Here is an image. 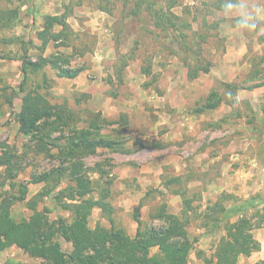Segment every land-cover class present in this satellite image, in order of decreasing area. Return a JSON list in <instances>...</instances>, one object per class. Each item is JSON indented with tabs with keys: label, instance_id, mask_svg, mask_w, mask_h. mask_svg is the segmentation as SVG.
Here are the masks:
<instances>
[{
	"label": "rangeland",
	"instance_id": "obj_1",
	"mask_svg": "<svg viewBox=\"0 0 264 264\" xmlns=\"http://www.w3.org/2000/svg\"><path fill=\"white\" fill-rule=\"evenodd\" d=\"M136 1L110 0L104 2L106 10L115 19L112 25L115 51L105 58V63L102 61L105 64L104 72H90L85 79L90 82L94 81L95 85L101 84V82L108 83L109 87L99 85L91 87L89 93L69 94L67 89H63L66 87L64 84L58 85L57 79L51 80L52 76L61 77H58L57 72L50 66H46L47 72L31 75L28 78L26 90L38 87V91L44 94L51 104L63 109L62 118L65 126L59 125L60 122L57 121V131L51 135V139L54 140L57 147H65L72 133L88 128L89 124L94 122L96 125L104 126V128L101 127V133L123 139L124 147L129 148L127 143L131 140L129 137L121 136V130L127 125V121L123 122L119 116L114 120L118 122L119 126H106L105 124L112 120L102 115L101 109L114 108L117 103H122V100L126 102L133 100L130 99V96H134L138 100L141 91L146 89L147 85L155 84L162 80V77L165 79L166 74L171 71V68L166 69L167 66L176 67V69H172L175 78L181 82L183 89L185 86L187 87L190 100H196L197 107L191 110L192 113L202 112L208 115L220 111V109L225 110V113L222 112L225 117L217 121L208 120L209 116H205L199 127V133L191 135L188 144H184V148L189 151L187 153L200 148H208L210 152L225 149L228 152V162H232L229 159L232 154L238 153V156H243L245 169L250 167L248 161L253 157L256 159L255 175L241 179L244 181L243 184L239 183V186L234 183L235 177H233L232 186H227V188H232L237 193V198L241 197V200L238 199V202L233 200V203L239 204L250 201L252 198L257 200L256 206L246 209V215L251 217L250 222L254 228L250 234L258 242L259 249L248 256L240 255L236 264H254L262 261L264 260V32L247 37L238 36L232 26V21L223 17L220 12L219 0H143L140 10L136 12V15H133ZM81 4L82 2L79 0L74 3V7L80 8ZM148 6L151 7L154 16L146 11ZM73 11L75 9L73 10L72 7L67 9V13L73 14ZM162 12L166 16H162ZM17 15L18 8L15 7L12 0H0V18L4 17L7 22L11 20V24L14 21L13 17H17ZM158 21H160V25L157 23ZM10 24L2 23L0 19V29L3 27L5 35L12 30ZM1 36L2 33H0V38ZM6 36L11 39L10 33ZM75 39L71 30L68 31L66 37L62 39V44L65 45L63 47H69V45L66 46V42L74 43ZM89 39H92V36L90 33H86L83 37L84 41L80 39L78 48L72 49L71 52L68 50L54 51L53 46L46 58L54 56L61 60L65 59L67 62L62 61L61 67L72 70L92 67L95 62L92 58L91 46L88 45ZM1 44L0 144H5L6 147H0V158L4 151L11 158L7 165L2 164V160H0V193L18 195V184L27 187L26 200L15 202L11 207L12 217L16 221H20L29 219L33 213L28 208L27 201L32 200L33 196L44 191L45 188H52V193L44 196L37 203L36 209L39 211L46 206L51 210L48 215L50 221L61 218L70 223L74 218L73 214L63 210L60 205H56L54 199L56 193L61 192L62 194L59 193L57 196L59 204L61 202L72 203L69 201L70 191H63L67 189V186L74 184L68 178L70 169L66 170L59 183H51L48 186L43 183H30L33 174L48 172L59 166L60 160L49 159L43 154L34 153L32 150L33 141L19 133V125L14 113L20 109L22 95L13 97L11 89L17 88L22 79L21 75L17 78L13 71L15 68H19L17 59L20 61L21 57L27 53L20 51L17 57L12 53V50L7 51ZM25 44L26 41H23V45ZM79 52L84 55H79ZM27 56L33 61L39 57V55L28 54ZM205 68L208 69L207 73H203ZM156 69L164 71V75L161 77V73H157ZM142 73L146 75L144 81L140 75ZM44 80L46 84H44ZM132 81H134L136 89L127 85ZM59 89H63L62 95H59ZM226 90L231 91L234 100L238 101L235 106L233 100L226 97ZM151 91H154V95L160 94L159 91L153 89ZM92 94L101 98L100 102L95 99L91 100ZM7 99H12V106L8 105ZM138 105L136 106L138 107ZM187 113L191 115L189 110ZM146 143L149 144L148 141ZM57 149L52 148L51 152L56 154ZM110 154L111 152L98 149L95 155L81 159L84 163L83 168L92 180L94 188L93 192L85 196V199L97 200L99 197L98 174L93 172L96 162H102L104 170L109 173L108 177L114 178L111 176L112 162H116V159ZM142 157L147 159L148 154L141 155ZM232 158L234 157L232 156ZM117 159L122 160L120 157ZM69 165L70 163H64L62 166L65 168ZM228 174H234V171H229ZM172 178L175 177L170 169L167 170L166 177L163 179L166 182L158 186L139 185L135 181L128 182L126 185L112 183L109 188V203L113 207L110 217L112 225L124 230L127 236L133 238L137 227L133 220V213L137 204L142 202L139 210L142 229L160 228L164 225V221L157 215L160 206L164 204L166 213L177 215L187 221L186 232L193 243L188 255V264H205L206 259L212 258L220 238L225 235V224L235 222L238 216H230L214 228V222L209 218V215L215 214L218 218H222V212L218 213L220 206L231 207L232 202L228 199L223 200L221 204L219 200L224 199L225 194L219 193L213 196L214 199L207 200V195H203L206 191L204 186L195 184L188 177H181L179 182L166 185ZM222 179L220 177L218 180L221 184H223ZM105 180L100 179V183L102 184ZM176 190L181 191V194L176 196L171 193ZM234 194L226 195L234 197ZM184 200L189 202L188 206L183 202ZM75 202L77 201H73V203ZM210 202L212 206H215L216 203L221 205L216 208L212 206V208L209 206L204 208L205 204ZM214 209H216V213L213 214L211 211ZM97 225L106 229L111 227L106 215L99 208L94 207L88 217V227L94 229ZM212 229L213 231H211ZM57 240L62 251L69 254L72 250L71 244L62 238ZM157 253L156 247L149 249L150 256ZM0 264L50 263L40 258L31 257L21 249L11 246L0 252Z\"/></svg>",
	"mask_w": 264,
	"mask_h": 264
},
{
	"label": "trees",
	"instance_id": "obj_2",
	"mask_svg": "<svg viewBox=\"0 0 264 264\" xmlns=\"http://www.w3.org/2000/svg\"><path fill=\"white\" fill-rule=\"evenodd\" d=\"M142 1L137 0L135 2L133 15H136V12L140 10ZM146 11L154 16L150 6L146 8ZM161 14L166 16L163 12ZM65 19L66 14L45 16L44 29L37 33L43 44L66 37V33L70 32V29ZM157 23L160 25V21ZM55 25L61 27L58 33L53 32ZM20 61L21 82L17 88H10L13 97L22 95L20 109L14 113L19 125L18 131L33 141L32 150L34 153L43 154L49 159L60 160L59 166L48 172L33 174L30 183H43L45 186L51 183H59L66 170L70 169L68 178L74 184L67 186V189L63 191H70L69 201L72 203L61 202L59 204L57 196L61 192H57L54 199L56 205H60L63 210L71 212L74 218L70 223L61 218L50 221L48 218L51 212L50 208L44 206L42 210L36 209L37 203L53 191L52 188H45L44 191L33 196L32 200L27 201L28 208L33 212L29 219L16 221L11 215V207L15 202L25 201L28 191L25 185L18 184V195L0 193V252L15 246L31 257L43 259L50 264H188V255L193 243L186 232L187 221L177 215L166 213L164 204L160 206L157 215L164 221V225L160 228L142 229V221L139 218L142 202H139L133 213V220L137 224L133 238L127 236L124 230L112 225L110 217L113 213V207L109 203V188L112 185V179L108 177L109 173L104 170L102 162H96L93 166V172L98 174L99 179L97 181L100 188L99 197L97 200L85 199V196L93 192L94 188L92 180L83 168L84 163L81 159L95 155L98 149L111 153H131L124 147L123 139L104 135L101 133L104 126L96 125L94 122L89 124L88 128L72 133L71 138L67 140L63 148L57 147L54 140L51 139V135L57 131V121L60 122L59 125H64L63 109L51 104L46 96L38 91V87L26 90L27 80L31 75L42 73L46 66H50L61 78H74L83 69L63 68L61 63L67 61L54 58V56L49 58L39 56L36 61H33L27 54H24ZM207 72L208 69L205 68L203 73ZM44 84H46L45 80ZM12 99H7L9 106H12ZM121 119L123 122L125 121L124 116H121ZM105 125H118V122L111 121ZM134 145H138L140 148L146 147L138 144L137 141ZM152 146L161 148V144L155 141ZM0 147L4 148L6 145L0 144ZM52 148H58L56 154L51 152ZM6 154L7 152L4 151L0 158L4 165H7L11 158ZM64 163H70V165L64 168L62 166ZM100 179L106 180L101 184ZM179 180L180 177L172 178L168 180L166 185L179 182ZM11 185L15 186L14 184ZM173 193L179 195L181 191L176 190ZM225 195L223 196L224 199L219 200L220 203L223 200H230V196L226 195L225 197ZM75 200L77 202L73 203ZM183 202L187 206L189 205V202L185 200ZM220 203H216L212 207L216 208L222 204ZM256 203L257 200L252 198L250 201L234 203L229 208L221 205L218 213L222 212V218H218L214 214L216 209L211 211L215 215H209V218L214 222V228L230 216H238V218L233 223L227 222L225 224V235L220 238L212 258L206 259L205 264H236L240 255L248 256L259 249L258 242L250 234L254 228L250 222L251 217L246 215V209L256 206ZM94 207L99 208L106 215L111 224L110 229L99 225L94 229L88 227V217ZM58 238H62L71 244L72 250L69 254L62 251ZM153 247L158 249V253L150 256L149 249ZM254 264H264V260Z\"/></svg>",
	"mask_w": 264,
	"mask_h": 264
},
{
	"label": "crops",
	"instance_id": "obj_3",
	"mask_svg": "<svg viewBox=\"0 0 264 264\" xmlns=\"http://www.w3.org/2000/svg\"><path fill=\"white\" fill-rule=\"evenodd\" d=\"M78 1L12 0L15 7L18 8L17 17H13L14 21L11 24V20L7 22L4 17L0 18L2 23L6 22L10 26L12 25V30L9 32L11 39L7 38L6 35L9 33L5 35L3 27H1L0 33H2V36L0 43H2L1 45L7 51L12 50V53L16 54L17 57L18 52L24 51L28 55H39L46 58L48 52L52 51L53 46L54 51L68 50L71 52L72 49L78 48V41L80 39L83 40L86 33L91 34L92 39H89L90 43L88 45L91 46L90 49L93 51L92 58L95 64L92 67L83 69L74 78L51 77L52 81L53 79H57L55 81L58 85L64 84L66 87L63 89H67L66 91L69 94L89 93L91 87L99 85L109 87L110 84L104 82L95 85L94 81L90 82L85 77L90 72H104L105 58H108L115 51L112 31L115 19L104 6V2L110 0H81V7L76 8L74 7V3ZM71 7L73 10L75 9L73 14L67 13V9ZM62 14H66L65 22L69 26L71 34L76 37L75 42H66V46L69 45L67 48L63 47L65 45L62 44V39L48 41L46 44H43L37 33L44 29L45 16H60ZM58 28L61 30L59 25H55L53 32L58 33L60 31H58ZM23 41H26L25 45H23ZM80 54L84 55L82 52H79ZM17 63H19V68H15L13 71L18 78L21 75V61L17 59ZM45 68L43 72H47ZM168 68H171V71L168 72L170 75L166 74L165 79L162 77L164 71L156 69L157 73H161L162 80L157 81L153 85H147L146 89L141 91L138 100L136 97L130 96V99L133 100L127 102L122 100V103H117L114 108L106 107V109H101V114L112 121L118 119L116 117L119 116L125 117L127 125L121 130V136L129 137L131 140L127 143L129 148L125 147L131 153L110 154V156L116 159V162H112L113 171L111 176H114L112 183L126 185L128 182L135 181L139 185L158 186L166 182L163 179L166 177L167 170L171 169L173 177H188L195 184L203 185L204 189H206L203 195H207V200L214 199L215 197L213 196H216L218 193H235L234 197L230 196V201L235 200L238 202V199L241 200V197L237 198V193L232 188L228 189L227 186H232L233 177H235L234 183H237L238 186L239 183L244 181L241 180L244 177H253L255 175L254 169H257L256 159L253 157V159L248 161L247 163L250 167L245 169L243 166L245 163L243 156H238V153L232 154L229 156L232 162H228V152L225 149L210 152L208 148H200L187 153L189 151L184 148V144H188L191 135L199 133V127L207 114L191 112V110L197 107L196 100H190L187 87L185 86L183 89L181 82L175 78L172 69H176V67L170 65L166 67V69ZM140 75L143 78L142 81H144L146 75L143 73ZM127 85L136 89L134 81L128 82ZM152 89L159 91L160 94L154 95V91H151ZM62 90H58L60 91L59 95L63 94ZM94 99L99 102L101 100V98L95 97L92 94L91 100ZM138 103L140 104L138 105ZM188 110L191 115L187 113ZM222 110H214L215 112L212 110L214 113L208 114L207 116L209 117L207 119L215 121L222 119L225 117V114H222L225 110ZM136 141L138 144L145 145L146 147L140 148L138 145H134ZM147 141L149 144L146 143ZM154 141L160 143L161 148L153 147L152 143ZM181 145L183 146L179 148ZM182 148L184 149L182 150ZM147 154V159L141 158V155ZM116 155L122 160H118ZM229 171H234V174H228ZM220 177L223 178L222 183L224 185L218 181ZM228 180H230L229 183ZM238 186H236L237 189ZM171 193L174 194L173 191ZM232 204L234 203L232 202ZM208 206L211 207L212 203L205 204L204 208ZM225 207L228 208L229 206Z\"/></svg>",
	"mask_w": 264,
	"mask_h": 264
},
{
	"label": "clouds",
	"instance_id": "obj_4",
	"mask_svg": "<svg viewBox=\"0 0 264 264\" xmlns=\"http://www.w3.org/2000/svg\"><path fill=\"white\" fill-rule=\"evenodd\" d=\"M219 10L223 17L232 21V26L240 37L264 32V0H219ZM225 95L234 100L233 93L226 90Z\"/></svg>",
	"mask_w": 264,
	"mask_h": 264
}]
</instances>
